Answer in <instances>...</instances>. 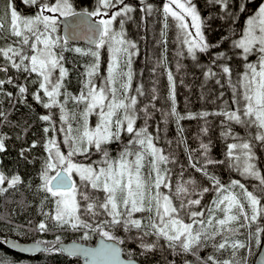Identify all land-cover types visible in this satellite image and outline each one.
I'll return each instance as SVG.
<instances>
[{"label": "snow or ice", "instance_id": "snow-or-ice-1", "mask_svg": "<svg viewBox=\"0 0 264 264\" xmlns=\"http://www.w3.org/2000/svg\"><path fill=\"white\" fill-rule=\"evenodd\" d=\"M23 3L35 6L33 15L21 16L13 0H5L0 12V74L3 76L0 78V105L6 100L12 109L19 104L31 108L25 97L29 89L16 83L9 73L15 69L26 80L35 73L37 79L30 82L38 87L30 93L32 99L44 109L51 110L58 105L63 125L43 128L46 156L38 172L40 183L36 194L43 193L40 208L45 219L36 224L35 230L49 231L50 222L54 228L81 232V240H88L90 233H99L114 242L106 244L101 239L98 248H85L80 244L64 246L57 236L54 243L37 241L35 250L84 255L90 258L89 264H138L136 256H147L157 250L183 258V264H246L240 250L248 247L252 238L259 243L264 235V226H261L264 224V173L257 164L256 154L258 147L264 148V0L251 12L252 0H204L207 16L197 0H165L163 3L164 28L169 26V17L175 21L180 45L177 56L191 58L206 81L214 80L221 89L227 84L231 89L230 103L225 100L220 110L188 113L187 116L176 108L175 77L167 66L164 30L161 31L164 39L160 42L163 52L152 71L155 73L162 67L166 72L171 105L167 110L157 109L155 101L159 97L153 87L148 103L143 108L139 106V97H146L144 86L133 84V59L139 54V48L135 41L127 38L125 30L126 22L133 18L131 14L136 9L126 0H96L92 10L85 8L81 12L75 11L72 0H23ZM140 3L144 5L141 10L151 16L152 3L145 0ZM213 12L217 16L211 15ZM241 15H246L244 23L215 42L206 35L210 29L215 31L211 28L213 20L218 18L233 25ZM77 16L100 19L90 24L97 37L95 50L85 53L80 48L74 49L90 55L93 60L81 73L84 78L80 81L79 94L73 95L67 90L69 70L64 67L63 50L67 41L61 42L56 33L60 17ZM117 21L118 31L113 27ZM227 43L230 48L223 49ZM105 45L109 52L107 75L101 76L98 50ZM202 55L207 57L205 63H201ZM253 56L255 60L250 59ZM237 57L241 58L242 71H237L232 64ZM181 69L178 60L176 70ZM7 85H14L18 93L14 95V91L7 90ZM223 96L221 91L217 99ZM69 101L74 102V108L67 107ZM155 111L161 113L164 124L175 120L180 137L178 144L185 145L189 168L200 174L199 178L184 165H180L178 174L173 173L179 160L174 152L158 146L159 135L149 131V121ZM10 115L9 110L0 107V125L13 124ZM90 116L95 117L94 124L89 122ZM209 116L221 118V137L233 141L225 144L223 159L211 157V140L205 142L198 136L199 146L192 149L183 137L180 121L203 119L205 126L201 133L206 136ZM38 119L51 124L54 117L43 114ZM141 119L143 124H138ZM237 125L244 130V135L235 131ZM14 126L21 127L19 122ZM50 131L62 132L63 140L48 135ZM8 138L0 134V153L6 150ZM37 143L33 141L31 148ZM171 143L168 141L169 145ZM113 146L118 149L115 155ZM26 151L30 149L20 152L24 159H27ZM212 165L235 170L259 183L250 191L240 179L222 182L210 171ZM186 173L187 179L184 178ZM75 177H79V181ZM22 183L19 174L9 178L0 169V196L10 189L18 190ZM206 194L211 195L209 202H206ZM49 200L53 203L52 209L43 211ZM121 228L125 233L135 230L131 238L139 242L141 249L139 253L129 250L126 260L121 259L123 250L117 246V242L125 241L115 234ZM241 230H247L245 239H240L245 235ZM152 237L155 239H150ZM41 244L45 245L43 249L39 247ZM12 247L19 245L12 242ZM205 249H210L209 254L201 256ZM189 256L195 260L188 259ZM162 260L163 264H177L176 259L169 260L167 256ZM0 264H5L2 258Z\"/></svg>", "mask_w": 264, "mask_h": 264}, {"label": "trees", "instance_id": "trees-1", "mask_svg": "<svg viewBox=\"0 0 264 264\" xmlns=\"http://www.w3.org/2000/svg\"><path fill=\"white\" fill-rule=\"evenodd\" d=\"M5 0H0V12L4 8ZM133 8L136 9L131 15L132 19L127 21L125 24V30L127 38L133 40L137 43L139 48V54L133 59V70L135 73L133 84L134 86L142 84L144 86L146 97H139V106L143 108L145 103H148L147 97L151 95V89L155 87L157 89V95L159 99L155 101L157 109L167 110L170 108L171 102L168 100L169 95V84L167 80V74L162 67H158L157 71L154 73L152 71L153 67H156V61L161 57L163 52V46L160 43L164 37L161 36V31L164 30L167 33V66L172 70L175 77V101L177 111L184 116L188 113H200L202 111L215 112L223 108L224 101L227 100L230 103L231 89L225 84L224 89H221L219 85H216L214 80L206 81L202 70L196 66V64L191 60V58H181L177 56V52L180 49V45L177 41V33H174V28L172 27V18L168 19V28H164V16L162 12V5L165 0H145V3H152L153 14L151 16L146 15L141 9L143 4L140 0H126ZM261 0H252V5L249 8V12L259 3ZM18 3V2H17ZM15 3L17 11L22 16L33 15L36 11L35 6L32 5H21ZM75 10L79 9H89L92 10L96 6V0H72ZM198 5L203 10L205 16L209 15L206 8L204 7V0H197ZM213 16H217V13H211ZM246 15H241V18L236 21V24L227 25L224 20L215 19L211 22V28L215 29L209 30L206 33L209 39L215 42L223 35H227L230 29H236L237 25H242ZM8 23L10 24V15L8 17ZM221 25H225L221 28ZM7 26V25H6ZM114 28L119 30L118 21L114 23ZM117 30V31H118ZM56 35L60 36L61 42L65 41L60 28H57ZM73 45H78V48L82 49L83 52H88L89 49L95 50L96 46H90L83 42L70 43L64 46L63 55L65 56V67L69 70V74L66 77L67 90L73 95L79 94L81 84L80 81L84 78L81 73L85 72V66L90 64L93 58L90 55H84L83 53H77L74 51L76 47ZM74 47V48H72ZM230 48V43L224 44L223 49ZM107 45L101 47L99 52V64L100 72L99 75L104 73V68L107 63L109 56L106 51ZM59 50V49H58ZM250 59H254V56ZM179 62L182 65L180 71L176 70V63ZM207 60L206 56H201V63H205ZM2 62V58H0ZM234 67L237 71L243 70V64L241 58L237 57L232 61ZM10 75L15 77V82L26 86L29 92L25 93V97L32 107L29 108L24 104H19L15 109L10 108L8 101H4L0 107L9 110L11 112L10 119L13 124L0 125V134L9 137L5 140L6 150L0 153V169L10 178L13 174H19L22 178L23 183L19 186L18 190L10 189L9 193L0 196V258H2L5 264H82L81 258L77 256H66L61 252H45L34 255H25L17 252L16 250L8 247L4 242L7 237H15L21 240H35L42 239L44 241L55 240L57 236L60 239L67 240L71 238H80L81 232H74L70 229H58L54 228L50 224L49 231L38 232L35 230L36 224L45 217L41 214L40 201L43 197V193L36 194V186L40 183L38 172L41 167V161L46 156L43 149V140L46 138V134L43 132L44 127L59 128L62 122L59 119L60 112L59 106H53L51 110L44 109L42 105L38 104L32 99L31 92H34L38 85L32 84L30 81L37 79V74L33 73L28 80L25 79L23 75H19L15 69H11ZM0 78H3L0 74ZM7 90L14 91V95L18 93V89L14 85H7ZM224 92V96L220 99V92ZM42 94V92H41ZM134 94V93H133ZM2 99V97H0ZM60 99V98H58ZM47 100V98H45ZM68 108H74V102L69 101ZM83 105H80V109ZM79 110V109H77ZM43 114H51L54 119L50 124L49 122L40 121L38 117ZM208 127L209 131L207 135L201 133V129L205 126V121L203 119H185L180 121L184 132L183 137L187 141L189 148L196 149L199 146V136L204 139L205 142L211 140V152L210 155L214 159H223L225 144L233 142L231 138L225 141L221 135L220 117L209 116ZM19 122L21 127H15L14 124ZM138 124H143V120H139ZM157 126H159V132H157ZM27 128V131L24 129ZM149 131L154 135H159L160 140L158 146L165 148L174 152L179 163L173 167V173L178 174L180 171V165H184L188 172L194 174L199 178L198 173L189 168L187 162V151L184 144H178L180 139L177 132V126L175 120H170L167 124L163 123L161 113L159 111L154 112L153 119L149 121ZM235 131L244 135V130L241 126H235ZM20 136L17 139V136ZM50 136H56L59 141L63 140V133L50 131L48 134ZM33 141H37V146L31 148ZM171 141V145L168 144ZM65 151H67L66 146H63ZM22 149L29 150L26 151L25 155L27 159L20 156ZM256 150L259 153L262 152L258 147ZM118 149L113 146V155L116 154ZM264 159V154H261ZM93 159H98V157H93ZM260 164L262 165V170L264 172V160L260 159ZM171 166V165H170ZM210 171L215 172L222 182H229L232 179H240L242 183H245L249 190H253V186L256 185V181L250 177H243L239 172L229 169L223 166H209ZM178 178V176H177ZM185 179L188 178V173L185 174ZM31 185V188L28 187ZM211 200V195L206 194V202ZM53 207L52 201H46L43 211H49ZM261 226H264L262 224ZM255 227V226H254ZM245 233L240 239H245L247 230H241ZM115 233L122 235L124 239L123 251L127 255L129 250L139 253L141 249L139 248V242L132 239L131 237L135 235V230L132 233H125L123 229L116 230ZM261 235L260 242L257 243L255 238H252L248 242V247L240 250L243 255L246 264H254V260L257 251L260 247L262 238ZM150 239H155L154 237ZM95 233H90V238L86 242H94ZM85 241V240H84ZM210 249H205L201 251V256H206L209 254ZM163 256H167L169 260L176 259L177 264H183V258H177L170 255L167 252H161L159 250L147 256H136L141 264H163ZM190 260H195L194 257H187ZM227 258V257H225ZM239 259V256H237Z\"/></svg>", "mask_w": 264, "mask_h": 264}, {"label": "water", "instance_id": "water-1", "mask_svg": "<svg viewBox=\"0 0 264 264\" xmlns=\"http://www.w3.org/2000/svg\"><path fill=\"white\" fill-rule=\"evenodd\" d=\"M82 10H79L77 12H81ZM60 25L62 27V33L64 38L69 42H84L86 44L95 46L94 41L97 39L96 35L93 33V31L90 28V24L98 23L99 19L96 17H60L59 18ZM104 239L106 244L114 243L113 241L108 240L107 238H102L99 234L96 236L95 241L90 243L83 241L79 238H71L67 240L60 239V242L64 246L72 245V244H80L85 248H98L100 247V240ZM5 241H8L6 245L14 250H16L19 253L25 254V255H34L37 253L42 252L43 250L37 251L35 250L36 242L37 241H43L41 239H35V240H21L15 237H7ZM12 242H15L19 245V247H12ZM59 246V245H57ZM117 246L120 247L123 250V245L119 244L117 242ZM41 249L45 247L44 244H41L39 246ZM23 248H32V251L25 252L22 249ZM66 256H70L66 252H61ZM77 257L81 258L82 264H89L90 258L85 257L84 255H76ZM264 258V236L262 238L260 247L257 251L254 263L255 264H261V260ZM121 259H128V256L124 254V251L121 252ZM137 259V258H136ZM138 260V259H137ZM138 264H141V262L138 260Z\"/></svg>", "mask_w": 264, "mask_h": 264}, {"label": "rangeland", "instance_id": "rangeland-1", "mask_svg": "<svg viewBox=\"0 0 264 264\" xmlns=\"http://www.w3.org/2000/svg\"><path fill=\"white\" fill-rule=\"evenodd\" d=\"M13 4L15 5V2H13ZM18 13H19V12H18ZM19 14H20V13H19ZM20 15H21V14H20ZM31 15H32V14H31ZM21 16H22V15H21ZM163 16H164V14H163ZM98 18H99V17H98ZM99 19H100V18H99ZM164 24H165V23H164ZM171 24H172V27L174 28V33H173V34H176V33H177V29H176V27H175V21L172 20ZM57 28H58V27H57ZM114 29H115V30H118V29H116V27H115ZM64 46H65V45H64ZM73 46L76 47V48H78V45H73ZM74 47H72V48H74ZM100 51H101V50H100ZM100 51H99V52H100ZM106 51H107V55L109 56L108 49H106ZM63 52H64V50H63ZM253 60H255V57H254ZM106 61H108V59H107ZM64 67H65V63H64ZM65 68H66V67H65ZM106 69H107V63H106L105 68H104V73H102L101 76H106V75H107ZM100 70H101V69H100ZM56 74L58 75V70H57ZM89 122L92 123V124H94V122H95V117H94V116H90V117H89ZM260 150H262L261 153H259V151L256 150V154H257V157H258V159H257V164H258V166L261 168L262 173H264L263 170H262V165L260 164V159H261V160H264V159L262 158V156H261L262 153L264 154V148H260ZM75 178H76L77 181H79V177H75ZM250 178H251V177H250ZM258 183H259V182L256 181V184H258ZM166 191H167V190H166ZM98 234H99V233H95V237H96ZM115 234L117 235L118 238L123 239L122 235H120V234H118V233H115ZM83 241H84V240H83ZM47 242L54 243V242H56V239H55V240H50V241H47Z\"/></svg>", "mask_w": 264, "mask_h": 264}, {"label": "flooded vegetation", "instance_id": "flooded-vegetation-1", "mask_svg": "<svg viewBox=\"0 0 264 264\" xmlns=\"http://www.w3.org/2000/svg\"><path fill=\"white\" fill-rule=\"evenodd\" d=\"M13 2H15V3H17L18 4V6H21V5H23L24 3H23V0H13ZM79 10H83V9H79ZM79 10H75V11H79ZM58 28H60V30H61V33H62V27H61V25H60V23L58 22ZM62 36H63V34H62ZM64 38V37H63ZM255 264V263H254Z\"/></svg>", "mask_w": 264, "mask_h": 264}]
</instances>
